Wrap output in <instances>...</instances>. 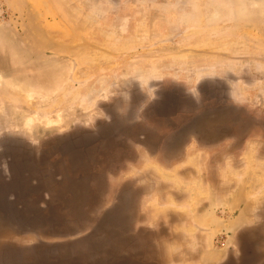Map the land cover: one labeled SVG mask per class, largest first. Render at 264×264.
I'll return each instance as SVG.
<instances>
[{
  "label": "rangeland",
  "instance_id": "1",
  "mask_svg": "<svg viewBox=\"0 0 264 264\" xmlns=\"http://www.w3.org/2000/svg\"><path fill=\"white\" fill-rule=\"evenodd\" d=\"M0 81V264H264V0H0Z\"/></svg>",
  "mask_w": 264,
  "mask_h": 264
},
{
  "label": "crops",
  "instance_id": "2",
  "mask_svg": "<svg viewBox=\"0 0 264 264\" xmlns=\"http://www.w3.org/2000/svg\"><path fill=\"white\" fill-rule=\"evenodd\" d=\"M263 176L261 174L260 175H255L249 178H245L244 183L242 184L243 187H262L264 185V180H263ZM241 185V186H242ZM242 192V191H241ZM245 190H243V193L240 195V193H237L236 195H234V193L227 197V198H218V197H214L213 195L210 196V209H211V213L210 215L207 217L206 215H203L202 213H200V208L197 209L198 213L195 214V218L199 219V220H204V221H208L207 219L209 218L210 221L213 222V227L211 225V233L213 234L214 232H217L218 229V225L219 223L222 225L223 223L221 222V220L223 219L225 221V226L227 227H231L233 229H235V232H239L240 229L242 228H246L249 227L250 225L253 224V222H255V219H257L258 215L256 214V210H255V201L250 200L249 195H247V193H245ZM213 205V207H212ZM214 205H217L218 208H222L225 213L229 214L230 217H227V220L224 218H221L219 213H214L213 209H214ZM245 207V208H244ZM241 208V209H240ZM243 208V209H242ZM258 212V211H257ZM203 223V221H202ZM215 229V230H213ZM221 229V227H220ZM219 232V231H218ZM234 232V231H231ZM216 264V262H215Z\"/></svg>",
  "mask_w": 264,
  "mask_h": 264
},
{
  "label": "bare ground",
  "instance_id": "3",
  "mask_svg": "<svg viewBox=\"0 0 264 264\" xmlns=\"http://www.w3.org/2000/svg\"><path fill=\"white\" fill-rule=\"evenodd\" d=\"M253 4L255 5V3H253ZM252 6H249V8L252 7ZM0 82L3 83V81H0ZM12 88L15 91H17V92H20L22 90V89L20 90L17 87H12ZM21 92H23V91H21ZM33 119H34V117H33ZM33 119H29L28 121H26L27 122V125L30 127L31 130H33L35 128L34 126L36 125V123H38L36 121V119L35 120H33ZM64 124H65V122L63 120V115L59 113V114L56 115V117L48 118L47 120H41V124H39V126L42 125V126H45L46 128L49 129V128H54V127H62V126H64Z\"/></svg>",
  "mask_w": 264,
  "mask_h": 264
},
{
  "label": "flooded vegetation",
  "instance_id": "4",
  "mask_svg": "<svg viewBox=\"0 0 264 264\" xmlns=\"http://www.w3.org/2000/svg\"><path fill=\"white\" fill-rule=\"evenodd\" d=\"M204 121H203L204 123L200 122L199 124H197L198 122H196L193 129H189V131L191 130V132H194L195 134L199 135L200 137H203V135H201V134H203V130H202L203 127L202 126L207 124L209 120H204Z\"/></svg>",
  "mask_w": 264,
  "mask_h": 264
},
{
  "label": "water",
  "instance_id": "5",
  "mask_svg": "<svg viewBox=\"0 0 264 264\" xmlns=\"http://www.w3.org/2000/svg\"><path fill=\"white\" fill-rule=\"evenodd\" d=\"M199 121V120H198Z\"/></svg>",
  "mask_w": 264,
  "mask_h": 264
}]
</instances>
